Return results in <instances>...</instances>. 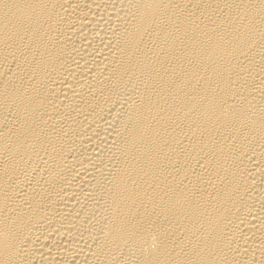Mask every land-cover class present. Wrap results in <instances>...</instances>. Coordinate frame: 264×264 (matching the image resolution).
I'll return each mask as SVG.
<instances>
[{"label": "bare ground", "instance_id": "1", "mask_svg": "<svg viewBox=\"0 0 264 264\" xmlns=\"http://www.w3.org/2000/svg\"><path fill=\"white\" fill-rule=\"evenodd\" d=\"M0 264H264V0H0Z\"/></svg>", "mask_w": 264, "mask_h": 264}]
</instances>
